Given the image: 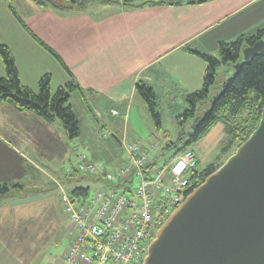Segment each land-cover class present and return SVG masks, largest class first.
Returning <instances> with one entry per match:
<instances>
[{"label":"crops","instance_id":"1","mask_svg":"<svg viewBox=\"0 0 264 264\" xmlns=\"http://www.w3.org/2000/svg\"><path fill=\"white\" fill-rule=\"evenodd\" d=\"M124 1L101 0L86 9L57 10L35 0H0V43L13 54L23 84L38 92L40 78L50 73L54 93L73 81L84 90L73 95L80 93L93 105L94 116L104 121V110L113 114L118 108L127 116L136 101L146 104L136 90L139 81L152 87L158 103L163 98L171 103L186 98L203 86L207 68L204 58L186 47L218 56L221 41L230 42L264 25V0H206L139 8H129ZM5 75L0 56V76ZM15 121L41 128L49 123L32 111L0 102V131L21 135L15 132ZM124 135L119 139L121 148ZM119 162L103 167L110 169ZM6 174L0 172V183L10 185ZM52 184L57 187L54 180ZM28 211L30 205L20 204L13 191L0 194V264H25L24 257L11 252L8 233L11 225L18 229L19 217L31 215Z\"/></svg>","mask_w":264,"mask_h":264},{"label":"rangeland","instance_id":"2","mask_svg":"<svg viewBox=\"0 0 264 264\" xmlns=\"http://www.w3.org/2000/svg\"><path fill=\"white\" fill-rule=\"evenodd\" d=\"M100 1L86 0L84 6L87 7L84 8L93 7V4L97 5ZM238 36L227 41H234ZM227 70L228 66H221L218 73ZM216 93L217 89L214 91ZM79 94L76 93L71 98V104L80 121L78 136L70 137L58 119L47 123L45 128L35 124L30 127L26 123L15 121V132H21V135L11 136L0 131V172L9 173L6 175L10 178V190L19 198L20 204L30 205L28 212L31 215L26 218L19 217L18 229L11 225V232L8 233L9 241L13 243L11 252L24 257L25 264H61L70 229L60 201V187L53 186L52 182H57L56 178H59L71 193L76 185L67 180L64 168L75 164L77 155L86 152L102 167L105 163L114 165L123 158L125 150L121 148L119 139L122 140L125 134V139L140 140L147 151L157 157L158 164L163 165L184 146L188 139L187 134L193 131V123L198 117L203 118L205 115L201 111L204 105L200 104L196 116L186 119L181 116L190 106L186 98H178L175 103L163 98L157 104L161 118L159 123L142 101H136L132 112L127 116L118 108L117 114L104 110L106 119L102 121L94 116L93 105L87 104ZM227 141L228 136L222 122L215 125L205 137L194 141L191 148L198 158L197 168L201 170L211 163L223 165L240 146L233 145L228 151H223ZM153 144L156 145L154 149L151 148ZM97 186L116 189L126 188L131 184L117 187L101 181L98 185L90 183L89 193ZM32 205L34 211H31Z\"/></svg>","mask_w":264,"mask_h":264},{"label":"trees","instance_id":"3","mask_svg":"<svg viewBox=\"0 0 264 264\" xmlns=\"http://www.w3.org/2000/svg\"><path fill=\"white\" fill-rule=\"evenodd\" d=\"M35 1L57 10H65L71 7H82L86 0L84 2L83 0H62V3H58L56 0ZM106 1L115 3L116 0ZM204 1L206 0H125L124 5L129 8H139L148 5H181ZM11 9L16 13L12 6ZM20 21L23 22L21 19ZM23 25L27 28L24 23ZM31 34L33 33L31 32ZM33 36L61 61L56 52L34 34ZM262 38H264V25L254 33L243 34L234 41H221L218 56L186 47L187 50L204 58L207 68L203 86L187 94L186 100L190 106L181 116L186 119L196 116L200 104L204 105L201 111L203 110L205 115L203 118L198 117L197 121L193 123V131L187 134L188 139L179 150L191 148L194 141L205 137L220 122L224 124V130L228 136L223 151H228L233 145H241L256 129L264 107V54L256 55L250 63L241 67L239 74L226 87L225 84L227 78L234 71V65L243 59V49ZM0 56L6 69V75L0 76V102L9 103L20 111H32L48 122L58 119L70 137L78 136L80 121L71 104V98L76 90L82 94L84 90L75 82L70 81L60 85L53 93L52 77L50 73H47L40 78L38 92H35L22 83L14 56L9 47L2 43H0ZM221 66H228L229 70L218 73ZM224 87L225 90L220 95ZM215 89H217L216 94H214ZM136 90L145 99L149 111L157 122H161L160 113L157 110V97L152 87L144 81H139ZM221 164L211 163L201 170L195 168L190 175L191 181L194 182L190 191L200 185ZM72 168V176L68 177L67 180L76 185L71 190V194L74 196L86 194L90 188V183L104 182L101 178L97 179L78 172L75 164L72 165ZM9 191L10 187L7 183H0V194L4 195Z\"/></svg>","mask_w":264,"mask_h":264},{"label":"built area","instance_id":"4","mask_svg":"<svg viewBox=\"0 0 264 264\" xmlns=\"http://www.w3.org/2000/svg\"><path fill=\"white\" fill-rule=\"evenodd\" d=\"M122 145L125 156L113 168L102 167L86 152L76 156L75 168L107 185L131 186H97L74 196L57 180L70 229L61 264H143L157 232L191 192L190 175L198 166L193 149L175 152L160 165L140 140L124 139ZM64 172L72 176V166Z\"/></svg>","mask_w":264,"mask_h":264},{"label":"water","instance_id":"5","mask_svg":"<svg viewBox=\"0 0 264 264\" xmlns=\"http://www.w3.org/2000/svg\"><path fill=\"white\" fill-rule=\"evenodd\" d=\"M242 52L225 87L264 54V38ZM143 264H264V107L249 138L159 229Z\"/></svg>","mask_w":264,"mask_h":264},{"label":"flooded vegetation","instance_id":"6","mask_svg":"<svg viewBox=\"0 0 264 264\" xmlns=\"http://www.w3.org/2000/svg\"><path fill=\"white\" fill-rule=\"evenodd\" d=\"M193 185H194V182H193V181H191V182H190V188H192V187H193Z\"/></svg>","mask_w":264,"mask_h":264},{"label":"bare ground","instance_id":"7","mask_svg":"<svg viewBox=\"0 0 264 264\" xmlns=\"http://www.w3.org/2000/svg\"><path fill=\"white\" fill-rule=\"evenodd\" d=\"M198 163H199V162H198ZM197 167H198V166H197ZM190 193H191V192H190ZM190 193H189V194H190Z\"/></svg>","mask_w":264,"mask_h":264}]
</instances>
